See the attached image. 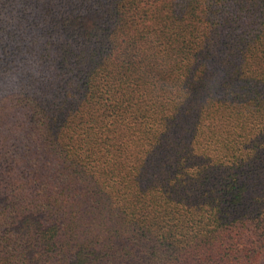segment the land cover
Wrapping results in <instances>:
<instances>
[{
  "label": "trees",
  "instance_id": "1",
  "mask_svg": "<svg viewBox=\"0 0 264 264\" xmlns=\"http://www.w3.org/2000/svg\"><path fill=\"white\" fill-rule=\"evenodd\" d=\"M0 264H264V0H0Z\"/></svg>",
  "mask_w": 264,
  "mask_h": 264
}]
</instances>
